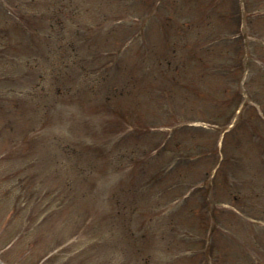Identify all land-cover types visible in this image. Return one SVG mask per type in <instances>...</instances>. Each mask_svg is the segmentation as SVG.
<instances>
[{
	"label": "rangeland",
	"instance_id": "374dc122",
	"mask_svg": "<svg viewBox=\"0 0 264 264\" xmlns=\"http://www.w3.org/2000/svg\"><path fill=\"white\" fill-rule=\"evenodd\" d=\"M1 1L8 8L12 4L15 16L22 21L24 18L29 20L34 27V39L29 32L23 33L19 30L23 35L19 36L11 30L13 33H9L7 42L10 43L12 39L13 46L16 43L19 49L5 46L0 39V58L4 57L3 64L8 70L4 71L5 74L17 75L19 68L15 67L16 62L35 67L30 76H27V70L22 76L27 78L17 82H8L0 77L2 262L170 264L167 263L169 256L179 252L180 246H187L191 242L192 246H196L197 236L193 240L189 238L192 241L188 243H179L176 247L168 244L166 226L170 222H166L167 217L186 215L179 204L175 206L178 207L176 211L172 210V205L176 203L169 205L172 210L169 215H164L163 212L159 215L161 209L158 213L155 209L150 222L143 220L145 216H138L132 206L134 198L144 193L147 196V205L142 207L143 211L159 202L154 192L148 189V164L139 161L145 152H152L153 144L159 137L171 130L168 112H172V109L174 112L175 109L176 112L193 116L199 111L198 106L195 107V113L188 111L194 103L186 97L187 88L184 84L175 86V101L165 102L163 97L171 82L175 81L174 75L169 74L159 80V84H153L147 80L151 73L144 69L158 55L169 54L172 64H179L176 72L184 82L196 83L197 88L202 87L199 85L205 82L209 83L208 78L203 81L202 74L205 75L206 70L213 68L210 64L215 60L206 56L204 60L189 59L187 54L194 48H212L205 43L214 35L213 25L204 26V20L194 18V12H190V17L193 18L183 17L185 9H178L172 16L168 3L161 10L163 20L156 19L157 13H152L151 21L146 19L141 24L134 20L133 7L129 8L131 4L125 5L115 0ZM258 7L260 8L251 13L264 12V0L260 1ZM125 9L126 15L123 17ZM139 12L146 14L143 8ZM54 15L57 21L52 19ZM168 15L172 17L168 18ZM120 16L123 17L120 21H125L118 22ZM212 16H207L206 21L212 20ZM185 18L191 21L188 26L193 31L188 34L190 41L187 42L186 25L179 26ZM157 21L162 22L161 31H157ZM165 22H170L173 27L168 28ZM25 23L24 20L22 26ZM261 23H252L253 33L254 27L257 28L256 40L264 37V26ZM0 25L4 26L2 20ZM55 29H60V36L63 38L54 33ZM41 38L45 44H42ZM25 40L29 48L23 45ZM119 47L123 48L125 54L119 61L118 69V59L115 57ZM140 47L144 51V60L135 66L133 54ZM80 49L86 68L72 70L73 60L77 56L75 53ZM126 62L132 66L131 71L136 76H141H137L139 85L136 90H126L125 95L116 100L117 95H114L112 101L118 103L111 107L113 110L107 112L104 93L122 72ZM254 72L255 68L252 73ZM84 77L94 83L97 97L93 96L88 86L81 89L76 84ZM96 77L98 80L91 82ZM214 83L210 82L208 85L213 91ZM49 87L54 92L61 87V92L55 95L51 91L46 94L39 91ZM225 95L226 93L224 98ZM163 101L165 104L161 106ZM170 104H173L172 109ZM205 106L208 107V104L200 105L204 108ZM135 122L136 126L133 124ZM150 126L155 133L149 132L146 136L145 130ZM131 127L133 132L129 137L121 136ZM138 132H144L137 137L140 144L146 145H140L135 152L125 150L124 147H129V142L133 143L134 134ZM241 133L226 135L228 155L236 158L235 162L229 159L227 175H231V180L239 189L242 207L255 214H264V160L256 159L245 140L239 138ZM190 136L183 135L181 130L176 132L167 143L171 145L170 150L159 153L156 159L160 160L162 156L166 158L170 151H177L179 148L176 145L179 142L188 143ZM198 139L203 143L207 137L200 135ZM201 168L199 165L187 169L184 186L194 182L192 176H199L198 173L202 176ZM132 170H135V178L129 183ZM176 171L177 168H174V175ZM121 181L124 184L119 187ZM151 212L153 209L150 214ZM196 220L198 218L192 221ZM222 222L233 229L231 233L237 240L233 244L226 238H219V264H264V219L252 217L237 222ZM200 223H206L204 216ZM147 227L151 231L149 236L144 234V242H141L140 234ZM180 237L188 235L183 233ZM250 256L255 257L253 263ZM199 264H203V261Z\"/></svg>",
	"mask_w": 264,
	"mask_h": 264
},
{
	"label": "trees",
	"instance_id": "16d2710c",
	"mask_svg": "<svg viewBox=\"0 0 264 264\" xmlns=\"http://www.w3.org/2000/svg\"><path fill=\"white\" fill-rule=\"evenodd\" d=\"M225 47V46H224ZM227 48V47H226ZM161 61H164V62H167L166 63V66H169L168 68H161L162 66H156L155 67V71L147 78V80H149V81H151V83H157V84H159V77L162 75V74H164L165 72H166V74L167 75H169V74H172V73H174V74H172V75H174V79H175V81H172L171 82V84H170V86H169V88H168V90H167V92H173L174 91V88H175V86L177 85V84H179V83H183L184 81H183V79H180V75L176 72V70H178V67H179V64H177V65H175L174 66V64H172V60H171V58H169V57H167L166 59L165 58H161L160 59ZM161 68V69H160ZM221 77V76H220ZM238 77V76H237ZM237 77H235V73L234 74H231V75H229V74H226L225 76H224V78L221 80V82H225V80H228V82L227 83H225L226 84V88H227V90L228 89H231L232 87H233V85H236L237 84ZM58 78V77H57ZM56 78V79H57ZM157 79V80H156ZM156 81V82H155ZM138 87V80L136 79V81L135 82H133V83H128V84H126V85H123V84H120V82H118L116 85H109L108 87H107V91L106 92H108L107 94H109V95H111V94H114V93H116L117 94V96H123V95H125V91L126 90H130V91H133V90H136V88ZM187 87V86H186ZM56 90V95H57V93H59V92H61V89H59V88H57V89H55ZM116 96V97H117ZM164 99H165V101H167V99H169V100H171V101H173L174 99H173V96H171V94H169V93H166L165 95H164V97H163ZM167 98V99H166ZM108 99V98H107ZM106 99V100H107ZM235 100H236V98H235ZM107 101H109V100H107ZM239 101V99H237L234 103L236 104L237 102ZM117 102V101H116ZM162 105H164V102L162 103ZM233 108H234V106H232V107H229V111L231 110H233ZM207 111H209V110H207ZM206 111V112H207ZM205 112V111H204ZM200 117H202V118H208V119H214L213 117H211V114H208V112L207 113H202V114H200ZM230 118V117H229ZM226 120L224 121V123H223V125L222 126H224L225 124H226Z\"/></svg>",
	"mask_w": 264,
	"mask_h": 264
}]
</instances>
